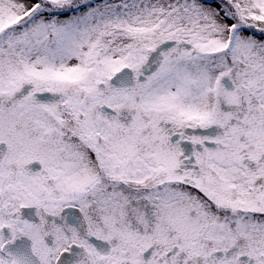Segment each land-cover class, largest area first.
Masks as SVG:
<instances>
[{
	"label": "snow or ice",
	"instance_id": "6c2138e0",
	"mask_svg": "<svg viewBox=\"0 0 264 264\" xmlns=\"http://www.w3.org/2000/svg\"><path fill=\"white\" fill-rule=\"evenodd\" d=\"M0 264H264V0H0Z\"/></svg>",
	"mask_w": 264,
	"mask_h": 264
}]
</instances>
